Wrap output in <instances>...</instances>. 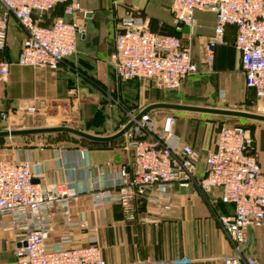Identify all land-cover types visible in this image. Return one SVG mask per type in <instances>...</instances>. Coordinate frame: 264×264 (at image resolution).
<instances>
[{"label": "built area", "instance_id": "built-area-1", "mask_svg": "<svg viewBox=\"0 0 264 264\" xmlns=\"http://www.w3.org/2000/svg\"><path fill=\"white\" fill-rule=\"evenodd\" d=\"M57 4H64L63 14L49 26L41 25L34 13L41 15ZM208 10L215 14L212 36L204 43L205 62L211 65L215 49L225 43L228 25L236 28L234 47L245 82L254 90L264 109V0H173V24L194 27V12ZM83 13L78 0H0V75L6 80L9 63L2 54L6 47V32L13 18L26 33L16 63L34 69L55 70L76 53L79 34L84 25L78 21ZM113 75L118 81L149 79L167 91L180 87L182 81L194 74L189 46L176 35L151 31L137 17L126 14L115 35L112 54ZM27 112H37L28 106ZM131 116L130 119H132ZM175 118L166 115L160 133L152 131L148 114H143L124 133L125 149L131 153L129 168L122 167L114 184L115 194L94 190L95 205L117 202L127 219H134L139 197L151 201L169 198L174 185H193L207 195L212 189L221 190L220 200L230 204L229 214L218 216L219 226L232 247L224 256V264H261L244 249L248 231L264 225V173L254 153L250 151L246 129L240 124L221 126L215 149L204 159L203 175L197 176L201 155L199 149L182 142L173 132ZM78 192L69 181L54 182L43 187L34 182L28 158L17 155L0 157V227L15 234V264H106L102 258L96 227L85 220L71 218L70 201ZM58 213L64 232L55 246H48L50 231ZM88 238V244L68 247L74 232ZM182 257L170 263L188 264Z\"/></svg>", "mask_w": 264, "mask_h": 264}, {"label": "crops", "instance_id": "crops-1", "mask_svg": "<svg viewBox=\"0 0 264 264\" xmlns=\"http://www.w3.org/2000/svg\"><path fill=\"white\" fill-rule=\"evenodd\" d=\"M78 1L83 11L78 15V21L84 25V33L77 37L76 53L55 70L34 69L16 63L26 33L10 18L6 47L2 54L3 59L9 63L8 75L6 80L0 75V128L4 123L1 119L3 113L8 119L18 120L27 107L32 105L38 109V114H45L54 120L85 119L83 125H73L80 130L99 136L112 135L123 127L122 118L127 105L136 115L146 106L159 103L152 99L155 93L151 88L153 84L157 85L156 81H118L113 75L111 61L121 18L131 14L145 22L155 33L176 35L184 45L189 46L191 56V43L204 44L214 31L215 14L208 10L194 12V27L175 28L171 13L173 0ZM57 17L70 19L63 14L62 4L56 5L52 11L41 17L40 24L51 25ZM34 18L38 19L39 14L34 13ZM235 37V26L228 25L225 41L232 40L237 55L236 67L243 73L239 64V53L234 47ZM219 47L215 49V54ZM225 50L226 48L219 50L220 59L226 55L227 51L223 52ZM179 88L168 92L177 91ZM106 89H111L116 97L108 103L100 100L106 94ZM251 90L255 95L254 90ZM147 95L151 100L143 104V98ZM177 104L220 108L185 102ZM87 108L93 110L94 114H100L97 120H91L92 113L86 114ZM157 109L165 108H155L147 113ZM173 111L186 115H215ZM249 121L260 124V127L250 133V137L255 144L254 154L264 173V122ZM162 123L163 120L160 126ZM187 126L189 124L179 127L175 123L173 132L178 134L182 142L199 149L201 158L197 176H202L204 159L209 151L215 149L217 135L207 143H198L185 135ZM124 149L119 138L109 142H94L76 136V141L67 146L14 145L0 151V157L12 158L17 155L21 159L28 158L34 182L43 187L54 182H70L71 189L78 192L76 199L70 201L71 218L76 221L85 220L96 227L98 244L106 264L170 263L182 257L189 258L188 264H224L222 258L232 253V247L217 218L219 215L231 213L232 206L221 202L219 188L203 195L193 185H174L170 188L169 198L158 201L148 199L149 193H153L149 191L136 200V215L131 220L125 217L117 202L94 204L92 191L108 189L111 193H116L114 184L118 180L119 171L122 167L129 168L132 160L130 152ZM53 217L55 225L47 240L50 247L59 242V237L64 232L61 216L55 213ZM15 238L12 230L0 227V264H15ZM86 244V235L75 231L67 246ZM244 249L264 264V225L248 231Z\"/></svg>", "mask_w": 264, "mask_h": 264}, {"label": "rangeland", "instance_id": "rangeland-1", "mask_svg": "<svg viewBox=\"0 0 264 264\" xmlns=\"http://www.w3.org/2000/svg\"><path fill=\"white\" fill-rule=\"evenodd\" d=\"M192 48V61L195 63V72L190 75L187 80L183 82L179 90L168 92L161 87L153 84V93L155 96L153 100L165 103H193L201 106H219L220 108L242 110L252 113L264 114V109H260L261 103L254 95L250 87L246 85L243 73L239 67H236V52L233 48L232 40H227L221 45L214 56L211 65L205 62L204 44L203 42L191 43ZM226 48V55L220 56L219 50ZM110 90V91H109ZM105 95L100 100L108 103L115 97L111 89H106ZM223 93L221 96L220 94ZM110 95V96H109ZM144 96L143 99L146 104L150 97ZM32 106V105H30ZM125 113L123 114V126L134 116L132 109L127 105ZM38 110V109H37ZM91 120H97L100 114H94L93 110L86 109V114H91ZM4 114V115H3ZM1 115L4 123L0 130H13V129H27L36 127H53L59 125H68L74 127L75 125H83L86 120H74L66 118L51 119L48 116L40 115L37 112L23 113L18 120L8 119L5 113ZM172 115L175 118V123L181 127L184 124H189L186 129V136L192 138L200 143L204 141L207 143L210 139L216 137L217 131L221 126L232 124L234 121L228 120L223 116L207 115V114H182L169 109H157L150 113L148 116L151 120L152 131L156 134L160 133L161 122L166 115ZM187 122V123H186ZM236 124L246 127L252 134L256 127L260 124L251 122L249 120H238ZM65 123V124H63ZM74 125V126H73ZM192 125V126H191ZM76 128V127H75ZM70 134V133H69ZM64 133H46L25 136H15L0 139V151L10 148L14 145L20 146H37V145H51V146H67L69 143L76 141V136ZM127 137L121 136L119 138L122 145L125 146ZM78 140V138H77ZM125 148V147H124ZM125 151H129L124 149ZM130 152V151H129ZM131 154V153H130ZM1 156V155H0Z\"/></svg>", "mask_w": 264, "mask_h": 264}, {"label": "water", "instance_id": "water-1", "mask_svg": "<svg viewBox=\"0 0 264 264\" xmlns=\"http://www.w3.org/2000/svg\"><path fill=\"white\" fill-rule=\"evenodd\" d=\"M155 108H165V109H173V110H183V111H191V112H200V113H209L215 115H222L228 117H236L242 119H248L253 121L264 122V114L252 113L242 110H234V109H223V108H211V107H200V106H192V105H184L177 103H153L146 106L142 109L138 114L134 115L132 119H130L119 131L112 135L107 136H99L95 134H91L89 132L80 130L78 128L68 126V125H59L53 127H36V128H27V129H13V130H0V137H15V136H24V135H35V134H46V133H58L65 132L73 134L77 137L94 141V142H109L116 140L124 135L126 131H128L134 124L136 120H138L143 114H146L148 111ZM246 138L249 140L250 151L254 153V141L251 140L250 131L246 130Z\"/></svg>", "mask_w": 264, "mask_h": 264}, {"label": "trees", "instance_id": "trees-1", "mask_svg": "<svg viewBox=\"0 0 264 264\" xmlns=\"http://www.w3.org/2000/svg\"><path fill=\"white\" fill-rule=\"evenodd\" d=\"M58 5V4H57ZM63 5V8H64V4H62ZM56 6V5H55ZM54 6V7H55ZM53 7V8H54ZM53 8L52 9H50L49 11H47V12H50V11H52L53 10ZM47 12H44V13H42L41 15H39V18L37 19V21L39 22V23H41V17H43ZM44 25V24H43ZM49 26V25H48ZM148 114V113H147ZM216 116V115H215ZM228 120H231V121H234L232 124H236V122L235 121H238L239 119L238 118H236V117H226ZM175 124V123H174ZM232 124H230V125H232ZM244 127V126H243ZM246 130H248L246 127H244ZM59 133V132H58ZM60 133H64V134H69V133H65V132H60ZM174 134L175 135H178L177 133H175L174 132ZM70 135V134H69ZM25 136V135H24ZM0 139H4L3 137H0ZM81 139V138H80ZM83 139V138H82Z\"/></svg>", "mask_w": 264, "mask_h": 264}]
</instances>
